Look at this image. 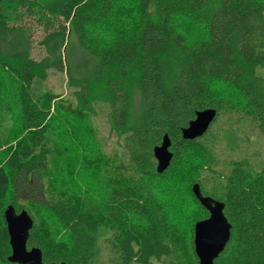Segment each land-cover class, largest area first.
Segmentation results:
<instances>
[{
  "label": "trees",
  "instance_id": "trees-1",
  "mask_svg": "<svg viewBox=\"0 0 264 264\" xmlns=\"http://www.w3.org/2000/svg\"><path fill=\"white\" fill-rule=\"evenodd\" d=\"M27 17L44 28L39 61ZM49 71L66 74L75 105L32 91ZM0 101L14 120L0 131V264H12L9 205L34 219L27 246L42 251L44 264H100L103 234L109 264H153L172 254L171 235L183 233L199 264L194 228L208 212L194 184L225 204L232 226L215 264H264V166L243 159L221 166L212 132L219 116L237 114L264 134V0H2ZM98 107L122 137L116 160L91 120ZM206 109L217 111L207 133L185 140L183 129ZM76 121L85 129L77 148L69 132ZM165 135L173 158L159 174L153 150ZM54 144L59 168L44 201L20 204L17 181L48 172ZM71 151L87 189L69 179ZM173 179L185 189L188 224L167 198Z\"/></svg>",
  "mask_w": 264,
  "mask_h": 264
},
{
  "label": "rangeland",
  "instance_id": "rangeland-1",
  "mask_svg": "<svg viewBox=\"0 0 264 264\" xmlns=\"http://www.w3.org/2000/svg\"><path fill=\"white\" fill-rule=\"evenodd\" d=\"M23 22L33 28L34 45L31 55L32 58L39 61L45 55L43 48L39 45V42L45 35L44 28L38 24L35 18L30 19L27 17ZM199 28V26L196 27L192 32H198ZM1 78L4 79L6 76L1 75ZM32 91L35 94L41 91H51L55 94H61L63 98L71 100L74 105L76 104L72 91L67 84V76L65 73L49 71L45 79L37 80L34 83ZM107 113L108 111L105 107H98L97 114L91 118V120L95 125L94 127L97 131L103 152L116 160L121 157L124 152L122 146L123 140L122 137L111 128ZM13 124L14 120H12V116L4 110L2 102L0 101V131L6 133ZM84 131V123L81 121H76L69 126L71 142L76 148L83 144L82 142L85 138ZM212 132L216 141L214 150L221 166L231 161L242 159L247 160L250 165L256 169H261L264 166V134H262L258 128V124L252 117L237 114L221 115L217 123L213 125ZM53 149L56 152L50 158L48 172L35 174L28 178L22 176L17 181V186L19 188L17 197L20 204L31 208L32 205H30L29 202L39 203L44 201L45 193H47L49 187V178L54 177L58 173L59 168L57 152L59 154L61 149L57 147L56 144L53 145ZM69 166L70 171L68 175L70 181L81 186V188L84 187V189H87V186L84 184H89L87 183L89 179L83 176L79 171L77 158L73 151L69 154ZM219 168L222 170V167ZM79 181L84 183H79ZM181 185L182 181L176 183L174 180L173 184L167 183L165 186L171 188V191L166 189L165 192L167 198L171 201L174 209L178 213V217H180L181 221L185 224H188L193 217L191 211H188L187 207L183 205L185 203L184 199H186L187 196H185V189L182 188L183 186ZM176 187H178V189H176ZM206 188L210 190V185H206ZM192 205H194L193 202ZM54 223L56 225L54 219L50 220L51 225H54ZM57 230L59 231V229ZM107 237L106 234H103L100 238V264H109L110 261L111 254L106 245H104V240ZM170 245L172 247V254L169 257L163 258L161 261L153 262V264H193V254L190 248V238L188 235L184 233L178 235L172 234Z\"/></svg>",
  "mask_w": 264,
  "mask_h": 264
},
{
  "label": "water",
  "instance_id": "water-1",
  "mask_svg": "<svg viewBox=\"0 0 264 264\" xmlns=\"http://www.w3.org/2000/svg\"><path fill=\"white\" fill-rule=\"evenodd\" d=\"M216 117L215 109L197 112L196 118L189 123L187 128L183 129V138L185 140L201 138L207 133ZM170 147L171 140L168 135H165L161 145L153 150L159 174L165 172L170 166L173 158ZM192 192L200 205L208 212L206 219L195 224L194 251L199 264H215L231 238L232 226L224 214L225 204L204 196L199 184L193 185ZM4 218L12 249L8 261L12 264H44L42 251L38 248L28 249L27 246L29 234L34 225V219L30 213L25 209L18 213L13 205H9L4 212Z\"/></svg>",
  "mask_w": 264,
  "mask_h": 264
}]
</instances>
